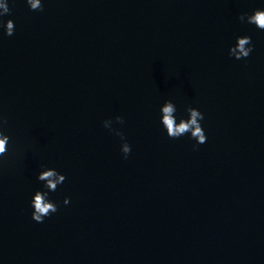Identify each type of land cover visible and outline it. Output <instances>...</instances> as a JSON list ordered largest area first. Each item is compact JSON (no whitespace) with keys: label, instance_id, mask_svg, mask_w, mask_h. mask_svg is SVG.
Returning a JSON list of instances; mask_svg holds the SVG:
<instances>
[{"label":"water","instance_id":"1","mask_svg":"<svg viewBox=\"0 0 264 264\" xmlns=\"http://www.w3.org/2000/svg\"><path fill=\"white\" fill-rule=\"evenodd\" d=\"M42 3L8 0L0 29V264H264V31L239 20L264 0ZM165 100L206 143L166 136ZM42 165L66 179L36 223Z\"/></svg>","mask_w":264,"mask_h":264},{"label":"clouds","instance_id":"2","mask_svg":"<svg viewBox=\"0 0 264 264\" xmlns=\"http://www.w3.org/2000/svg\"><path fill=\"white\" fill-rule=\"evenodd\" d=\"M26 3L31 11H42V0H26ZM10 8L8 0H0V29L6 36L14 34V22L9 19L4 21L2 18L9 14ZM239 20L242 23H247L254 26L260 31H264V9H256L252 14L243 13ZM254 46L251 42L250 36H237L234 45L229 48V56L235 60L247 59L253 52ZM187 118L177 116V107L171 100H165L159 108V124L162 131L169 139H179L185 135L189 139L194 140L197 145L206 143L207 136L201 124L204 115L201 111L194 107H187L185 109ZM115 123L123 125L125 123L122 116H116ZM179 121V122H177ZM7 121L0 116V158L6 156L8 152V145L10 136L5 132V125ZM113 120L106 119L102 122V126L110 132L120 137L121 146L120 151L126 159L131 152V146L127 142L124 134L112 127ZM64 174L59 173L55 168L41 166V170L36 175L37 182L41 183V189H38L32 194L30 200L31 219L36 223H43L44 220L55 214L58 210L57 202L49 198V193L54 192L59 185L65 181ZM70 203L69 198L63 200V204L67 206Z\"/></svg>","mask_w":264,"mask_h":264}]
</instances>
